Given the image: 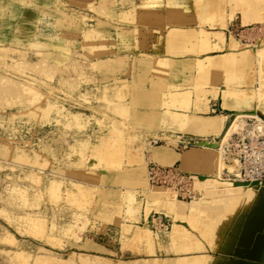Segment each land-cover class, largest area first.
<instances>
[{
	"label": "rangeland",
	"instance_id": "374dc122",
	"mask_svg": "<svg viewBox=\"0 0 264 264\" xmlns=\"http://www.w3.org/2000/svg\"><path fill=\"white\" fill-rule=\"evenodd\" d=\"M152 8L151 0H0V264L142 258L126 249V225L139 224L144 201H154L151 189L175 200L199 197L196 181L194 197L177 198L150 183L146 171L154 162L150 146L173 142L159 128L175 136L188 131L169 110L132 112L129 98L139 89L186 87L182 70L152 68L170 60L162 34H150L158 17ZM261 25L249 27L261 40L243 38L244 48L264 47ZM245 127L237 118L219 144H206L219 146L211 152L220 177L227 160L232 166L230 138ZM159 215L170 220L169 229L152 226ZM173 224L153 212L147 231L167 233ZM96 244L106 249L99 253Z\"/></svg>",
	"mask_w": 264,
	"mask_h": 264
},
{
	"label": "crops",
	"instance_id": "0c3cea01",
	"mask_svg": "<svg viewBox=\"0 0 264 264\" xmlns=\"http://www.w3.org/2000/svg\"><path fill=\"white\" fill-rule=\"evenodd\" d=\"M151 5L152 15L156 13L158 17L151 18L150 34H162L164 51L170 59L156 60L152 68L182 70L186 87L139 89L129 98L130 105L132 112L140 116L165 115L169 110L184 123L183 128L188 131L182 136L159 128L158 132L172 136L173 142L152 144L147 158L194 173L199 197L181 201L160 189H151L147 197L154 201L149 206L144 201L136 221L139 224L126 225V249L142 258L122 259L123 264H210L213 260L211 264H248L255 257V249L260 246L257 241L264 232L255 238L252 235L249 243L237 233L233 243L230 235L223 232L226 228L221 230L223 225L217 215L224 209L232 210L224 207L225 203L236 201L245 193L226 179L229 160L224 162L226 167L220 177L219 165L211 152L219 146L208 148L206 144H219L220 137L239 115L256 114L264 120V47H243V38L248 44L261 40L249 27L264 25V0H151ZM231 28L240 39L229 34ZM256 69H260L258 76ZM205 178L208 181H203ZM141 183L146 187L145 174ZM153 212L171 217L172 229L161 234L148 232V218ZM245 225L251 229L252 220ZM96 247L99 253L106 249L98 244ZM93 260L111 264L99 254Z\"/></svg>",
	"mask_w": 264,
	"mask_h": 264
},
{
	"label": "built area",
	"instance_id": "2783aa9c",
	"mask_svg": "<svg viewBox=\"0 0 264 264\" xmlns=\"http://www.w3.org/2000/svg\"><path fill=\"white\" fill-rule=\"evenodd\" d=\"M230 35L240 36L233 28ZM238 117L235 118V120ZM246 127L233 133L228 144L227 154L232 158L233 170L227 173V180L237 182L264 181V120L255 115H245ZM246 128H249L248 130ZM189 146L190 143H185ZM150 183L170 189L177 198L189 199L195 196L196 176L177 166H168L150 162L147 167ZM150 223L155 228L169 229L170 220L162 216H153Z\"/></svg>",
	"mask_w": 264,
	"mask_h": 264
},
{
	"label": "bare ground",
	"instance_id": "6f19581e",
	"mask_svg": "<svg viewBox=\"0 0 264 264\" xmlns=\"http://www.w3.org/2000/svg\"><path fill=\"white\" fill-rule=\"evenodd\" d=\"M262 76L264 82L263 73ZM255 116L257 115L255 114ZM238 118L244 119L245 115H239ZM103 153H105L104 150ZM103 153L102 155H104ZM116 158L117 156H115V161L118 163ZM114 163H111V165H116ZM228 167L231 169L232 166ZM237 186L241 187L245 195L238 198L236 201H227L224 207L232 210L224 209L217 216L220 218L219 221L223 225L221 230L226 228L223 232L230 235L233 243L236 241L235 235H237V233L241 235V238L245 243H249L252 235H254L255 238L258 233L260 234V232H264V185L241 184ZM239 208L240 210L238 211ZM251 220L253 227L248 230L245 223H250ZM257 244L260 246H257V249H255L254 258H257L264 253V237L262 235L257 241Z\"/></svg>",
	"mask_w": 264,
	"mask_h": 264
},
{
	"label": "water",
	"instance_id": "95a60500",
	"mask_svg": "<svg viewBox=\"0 0 264 264\" xmlns=\"http://www.w3.org/2000/svg\"><path fill=\"white\" fill-rule=\"evenodd\" d=\"M232 184L234 186L241 185V184H250V185H257L262 184L264 185V181L262 182H237L233 181ZM248 264H264V253L262 255H259L257 258H252L249 260Z\"/></svg>",
	"mask_w": 264,
	"mask_h": 264
}]
</instances>
